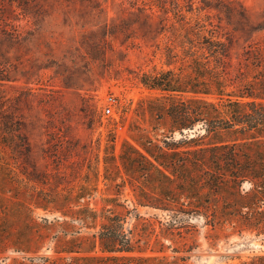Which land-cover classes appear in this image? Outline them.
I'll return each instance as SVG.
<instances>
[{"label":"trees","instance_id":"1","mask_svg":"<svg viewBox=\"0 0 264 264\" xmlns=\"http://www.w3.org/2000/svg\"><path fill=\"white\" fill-rule=\"evenodd\" d=\"M74 1L0 0V39L13 49L27 40L23 33H31V23L38 27L54 3ZM126 1L130 15L142 22L127 28L115 22L118 16L110 23L105 19L94 24L103 38L85 45L98 49L107 38H118L125 31L139 33L137 37L147 43L165 37V68L140 76L143 86L156 93L140 106L163 126L161 138L153 140L132 124L137 146L124 142L118 161L105 158L103 181L114 190H103L98 207L97 202L91 206L97 190H83L81 185L79 190L14 194L17 201L10 212L22 223L14 248L38 254L51 239L56 256L39 257L42 264H189L188 256L181 255L189 251L185 237L177 231L181 224L192 226L195 219L224 238L250 233L263 244L264 20H253L237 0ZM9 54L3 52L0 60L4 88L0 92L6 99L0 105L2 145L14 156L20 149L19 155L31 168L23 172L22 182L45 184L49 175L37 172L24 132L27 119L17 110L21 93L32 94L16 84L20 69ZM175 134L181 138L176 140ZM12 160L16 163V157ZM9 171L14 174L12 166ZM94 178L96 182L100 178L97 170ZM127 184L133 188L129 190L132 209L127 199L121 200L126 190L115 189ZM139 207L167 217L153 241L143 230ZM36 210L54 216L37 221ZM132 214L135 223L126 228ZM88 230L94 232L85 234ZM225 264H264V251Z\"/></svg>","mask_w":264,"mask_h":264},{"label":"rangeland","instance_id":"2","mask_svg":"<svg viewBox=\"0 0 264 264\" xmlns=\"http://www.w3.org/2000/svg\"><path fill=\"white\" fill-rule=\"evenodd\" d=\"M237 1L253 20H264V0ZM129 10L126 0L58 2L38 27L30 24L31 33H23L26 41L9 50L0 39V60L3 52L10 51L12 61L20 69L16 84L22 92L32 94L21 93L17 110L19 117L27 119L24 132L32 145L37 172L49 175L45 184L22 182L23 172L31 168L19 155L20 149L14 156L11 149L2 145L5 138L0 126V264H42L39 257L56 256L51 239L38 254L14 248L22 226L20 219L10 212L17 201L14 194L24 190H79L81 185L83 190H97L91 206L97 202L98 207L103 190H114L103 181L105 158L118 161L124 142L137 146L132 124L147 131L153 140L161 138L163 126L140 106L142 100L156 93L143 86L140 76L165 68V37L159 35L154 42L147 43L137 37L139 33L125 31L118 38H107L98 49L85 45L103 38L97 26L105 19L110 23L111 18L118 16L115 22L125 23L127 28L140 24L142 19L131 16ZM5 100V94L0 92L1 106ZM107 106L111 108L109 114L103 112ZM191 137L188 133L187 140ZM180 138L175 134L176 140ZM15 157L16 163L12 160ZM11 166L14 174L9 171ZM96 170L100 175L97 182ZM116 183L120 184L121 179L117 178ZM115 189L126 190L121 200L127 199L125 203L132 209L129 190L133 188L127 184ZM136 212L143 219V230L149 232L153 241L161 223L166 221L165 213L146 207H139ZM33 216L40 221L39 217L52 219L54 215L36 210ZM134 223L132 214L125 227L131 228ZM191 225L181 224L177 231L178 236L185 237L189 251L181 255L188 256L189 264L233 263L238 257L245 259L264 251V241L262 244L254 234L224 238L201 219L191 221ZM93 232L88 230L85 234ZM164 242L168 245V241ZM166 254L171 256L170 251Z\"/></svg>","mask_w":264,"mask_h":264},{"label":"built area","instance_id":"3","mask_svg":"<svg viewBox=\"0 0 264 264\" xmlns=\"http://www.w3.org/2000/svg\"><path fill=\"white\" fill-rule=\"evenodd\" d=\"M103 112L109 114L111 112V108L107 106L104 108Z\"/></svg>","mask_w":264,"mask_h":264}]
</instances>
